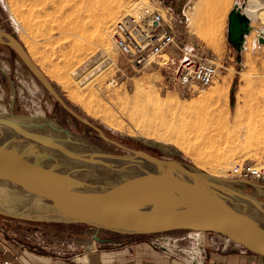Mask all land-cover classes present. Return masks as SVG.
Listing matches in <instances>:
<instances>
[{"label":"rangeland","instance_id":"374dc122","mask_svg":"<svg viewBox=\"0 0 264 264\" xmlns=\"http://www.w3.org/2000/svg\"><path fill=\"white\" fill-rule=\"evenodd\" d=\"M39 1L0 0V33L13 36L63 100L100 128L106 137L129 149L187 164L223 179H230L228 171L234 164L262 159L264 42L256 41L254 46L252 39L257 34L254 33L248 50L237 54L227 35L229 13L235 4L244 7L245 11L247 0L173 1H178V9H175L178 13L174 12V17L185 26L195 20L196 26L215 45L216 51L206 44L205 47L215 55L221 67V73L211 87L190 97L161 89L163 71L149 68L132 72L115 52L111 31L120 19L133 12H122L111 24L102 23L98 27L94 23L95 19H102L109 8L123 11L132 3L143 2L142 9L151 12L160 7V2L165 5L171 0H91L88 11L69 9L71 18L65 20L52 5V0H48V6ZM213 14L219 15L215 25L204 20ZM72 18L82 21L85 30L81 29L83 34L78 31L82 35L70 32ZM261 20L252 17L251 24L262 30L264 39V22ZM192 35L201 40L198 35ZM77 70L87 77L85 83L76 78ZM11 112L46 117L106 152L128 154L67 113L19 55L9 46L0 44V113ZM178 139L187 141L185 148L176 143ZM230 185L237 192L264 203V188ZM0 224L8 228L4 221L0 220ZM27 227L74 236L88 231L92 236L119 238L124 242L138 237L86 225L15 220L10 224L13 230ZM62 240L66 241V238L62 237Z\"/></svg>","mask_w":264,"mask_h":264},{"label":"water","instance_id":"95a60500","mask_svg":"<svg viewBox=\"0 0 264 264\" xmlns=\"http://www.w3.org/2000/svg\"><path fill=\"white\" fill-rule=\"evenodd\" d=\"M261 1L264 3V0ZM251 31V19L244 13V7L235 4L228 17V38L237 52L245 49L246 37ZM260 38L263 43V38ZM0 44L9 46L19 55L67 113L95 130L105 141L128 153L118 155L106 152L75 133H71L72 136L51 137L32 113H0V130L8 126L22 138L29 136L37 144L77 158L85 165L94 164L112 172L108 178L90 177L85 181H71L24 171L15 167L24 163L22 157L9 149L4 141L11 133L7 135L5 131H0V217L46 224L86 225L123 236L188 231L198 238L195 252L199 255L209 253L206 246L209 236L217 234L264 258L263 218L175 178L161 168L194 179L198 185L221 187L237 199L247 197L249 204L264 209L263 202L237 192L230 184L257 189L264 188L263 185L215 177L187 164L156 158L109 139L100 128L80 116L63 100L13 36L0 33ZM14 120H21V123H14ZM72 144H78L80 152ZM94 240L100 244L118 243L98 235L94 236Z\"/></svg>","mask_w":264,"mask_h":264},{"label":"crops","instance_id":"0c3cea01","mask_svg":"<svg viewBox=\"0 0 264 264\" xmlns=\"http://www.w3.org/2000/svg\"><path fill=\"white\" fill-rule=\"evenodd\" d=\"M171 1L165 5L160 2V7L156 10H162L165 18L168 21L172 20L175 28L191 42L204 45L192 35L188 25L185 26L180 19H177L178 17H174V12L178 13L175 10L178 9V1L177 3H174V0ZM251 15L259 18L258 11L251 9ZM251 27L252 31L246 37L243 52L248 50L249 40L253 38L254 33L257 34L252 39V44L256 46V41L261 43L260 31ZM237 54H242V52H237ZM149 68H154L157 72L162 71L157 70L155 64L148 65L142 71ZM166 81L165 75L161 89L173 90L165 88ZM173 91L181 93L179 89ZM4 224L8 228L0 224V264H4L5 261H9V264H264L263 257L254 255L217 234L209 236L206 244L209 253L199 255L195 252L198 238L188 231L153 235L152 237L150 235L138 236L113 245L98 243L88 231L76 236L58 235L45 229L30 227L13 230L10 228L11 222L4 221ZM62 237H65L66 241L62 240ZM195 254H198L197 257Z\"/></svg>","mask_w":264,"mask_h":264},{"label":"built area","instance_id":"2783aa9c","mask_svg":"<svg viewBox=\"0 0 264 264\" xmlns=\"http://www.w3.org/2000/svg\"><path fill=\"white\" fill-rule=\"evenodd\" d=\"M111 37L115 52L132 72L139 73L155 64L156 69L166 75L165 88L179 89L187 97L206 91L221 73L220 64L208 48L191 42L175 28L172 20L168 21L157 10L123 17L112 29ZM75 76L82 83L87 80L81 70H77ZM228 177L264 185V156L259 161L234 164Z\"/></svg>","mask_w":264,"mask_h":264},{"label":"bare ground","instance_id":"6f19581e","mask_svg":"<svg viewBox=\"0 0 264 264\" xmlns=\"http://www.w3.org/2000/svg\"><path fill=\"white\" fill-rule=\"evenodd\" d=\"M52 1H53L52 5L54 4L55 9L60 11L61 16L63 18L62 20H65L67 18H71L72 12L69 11V9L73 11L79 8V9L88 11L90 7L89 3L91 0H52ZM39 2L42 5L45 4L46 6H48V0H41ZM142 5H143V2L132 3L130 6L126 8L124 7L125 9L123 11H120L114 8H109L107 11L103 13L102 19L100 18L98 20L95 19L94 23L96 24V26L98 25V27L102 23L111 24L116 20L118 15L121 14L122 12L123 14H129L133 12L132 15H138L143 11L150 12L149 10L142 9ZM192 8L194 10L196 9L195 6H193ZM251 8L258 10V17L261 18L262 21L264 22V3L261 0H247V6L245 8L244 13L252 20ZM218 18H219L218 14H213V17L209 19H204V20H206L208 23H212V25H215V22H218ZM72 19H71L72 22L69 21L71 22L69 23V25L71 24V27L69 28L70 32L72 31V33L74 34L78 33V35H82L84 32L83 30H85L84 29L85 27L81 25L82 21L80 23L78 20L76 21L75 18H72ZM189 27H190V31L192 32V34L195 33L196 35H198V37L203 41L204 45L206 44L208 48L210 49L212 48V50L216 51L214 47L215 45L205 37L202 29L196 26L195 20L192 21V24L190 23ZM81 29L83 32L81 31ZM78 31L82 32V34H80ZM84 37L85 36L83 35V38ZM259 37H262V30H260ZM34 117H36V119L41 122L40 124L41 128L51 137L58 138V137H64V136H72L73 134L71 131L64 129L62 127H59V125H57L55 122L49 120L46 117H42V116H34ZM13 122L18 124V123H21V120H14ZM7 127L8 126H5V128L1 129L0 131L1 133L5 131L7 135H8V132L11 133V135L8 136V139L4 141H6L5 142L6 146H8L9 149L12 148L14 152L16 151L18 156L22 157V160L24 163L20 165L16 164L15 166L19 169L21 168L24 171L27 170L29 172L37 173L40 176H47V177H50L51 179L60 177V179L71 180V181H85L89 179L90 177H96L98 179H102V178H108L112 175V172L110 171V169L99 167L97 165L88 164V163L87 165H85L81 160L77 158H72L67 155H63L58 151H55L48 147L37 144L29 136L22 138L20 135H18L16 131L12 130L10 127H9L10 129ZM3 134L5 135V133ZM17 136H18V139H16ZM185 141L186 140L178 139L176 140V143L185 148L186 147ZM72 145H74L76 147V150L80 152L81 148L78 144H72ZM161 170L163 172H166L167 174H170L171 176L175 178L184 180L193 186L201 188L202 190L215 195L217 198L221 199L222 201L233 204L239 209H242L248 213L259 216L264 219V209L256 205L249 204L247 202V197H244V196L240 197L238 196L239 195L238 194L237 196L240 197L241 199L240 198L237 199L235 196L226 192L221 187L208 186V185H203V184L198 185V182H196V180L191 179V178L181 177L180 175H178L177 173L173 172L170 169L166 170L164 168H161Z\"/></svg>","mask_w":264,"mask_h":264},{"label":"flooded vegetation","instance_id":"af4514ba","mask_svg":"<svg viewBox=\"0 0 264 264\" xmlns=\"http://www.w3.org/2000/svg\"><path fill=\"white\" fill-rule=\"evenodd\" d=\"M57 233V232H55ZM58 234V233H57ZM59 235V234H58ZM105 240H116L117 242H120L121 240L119 238H112V239H108V238H104ZM107 244V243H106Z\"/></svg>","mask_w":264,"mask_h":264},{"label":"trees","instance_id":"16d2710c","mask_svg":"<svg viewBox=\"0 0 264 264\" xmlns=\"http://www.w3.org/2000/svg\"><path fill=\"white\" fill-rule=\"evenodd\" d=\"M0 220H1V221H9V222H12L11 219H5V218H3V217H0Z\"/></svg>","mask_w":264,"mask_h":264}]
</instances>
